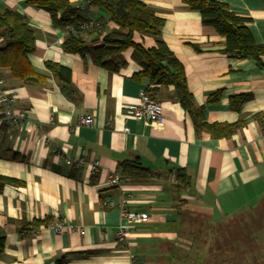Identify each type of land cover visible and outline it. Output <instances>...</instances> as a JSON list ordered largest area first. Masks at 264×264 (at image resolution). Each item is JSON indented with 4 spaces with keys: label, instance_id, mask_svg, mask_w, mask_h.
<instances>
[{
    "label": "crops",
    "instance_id": "0c3cea01",
    "mask_svg": "<svg viewBox=\"0 0 264 264\" xmlns=\"http://www.w3.org/2000/svg\"><path fill=\"white\" fill-rule=\"evenodd\" d=\"M27 1L0 0V11H17L34 29L27 58L45 75L28 85L0 67V91L14 93V108L27 112L22 123L13 124L0 107V175L22 182L0 191V264H203L216 258L230 264V256L188 252L178 234L177 213L187 209L216 225L264 203V53L261 65L226 53L224 39L180 0H140L164 18L162 39L182 63L187 88L205 120L240 122L226 137L196 132L171 90L160 87L163 116L144 125L132 117L131 106L139 103L147 80L134 76L139 68L131 48L117 70L95 64L89 54L66 52L62 43L71 28ZM67 1L80 6L81 17L96 15L107 30L117 29L103 11L81 7L84 0ZM219 1L246 19L254 41L264 47V0ZM133 41L144 48L154 45L152 37L137 33ZM47 61L70 70L65 92ZM240 94L247 98L236 109L230 99ZM90 112L94 123L77 125L78 117ZM78 159L86 165L76 166ZM134 159L154 175H124L120 187H108L106 175ZM92 160L100 163L95 174L87 167ZM176 169L184 172L186 183L175 178ZM124 195L129 210L148 214L128 245L114 242L118 209L101 205L102 199L118 203ZM55 220L73 229L55 233L47 226ZM78 227L84 234L74 230Z\"/></svg>",
    "mask_w": 264,
    "mask_h": 264
},
{
    "label": "trees",
    "instance_id": "16d2710c",
    "mask_svg": "<svg viewBox=\"0 0 264 264\" xmlns=\"http://www.w3.org/2000/svg\"><path fill=\"white\" fill-rule=\"evenodd\" d=\"M88 6L103 11L108 20L117 29L106 28V33L99 38L96 30L85 34L78 29L77 20L81 17L80 8L72 6L67 0H28L36 8L46 11L54 22L71 29L63 40L62 48L66 52L89 54L92 61L110 70H117L125 65L124 51L131 48V60L139 70L134 76L147 80L145 90L154 99L160 101L157 89L162 87L172 92L173 99L188 114L196 132L204 131L214 137L231 135L240 122L231 124L208 123L203 115V107L198 105L189 92L182 63L170 51L161 36L164 18L140 0H87ZM188 8L200 14L204 25L212 27L224 39V51L240 58H249L261 65L264 47L256 43L246 26V19L233 13L219 0H180ZM149 36L154 45L144 48L133 41V35ZM35 31L27 19L15 10L0 11V67L9 68L12 77L25 84L39 83L45 75L36 71L30 64L27 54L34 49ZM46 68L59 82L61 89L70 83V70L54 62H45ZM217 96L211 99H216ZM247 98L240 94L230 99L231 106L238 109ZM119 172L124 176H152L154 173L140 164L137 159L122 161ZM175 178L186 183L187 177L181 169H176ZM5 184H22L21 181L0 175V191ZM103 200V199H102ZM101 200V201H102ZM177 216L182 223L183 212ZM189 212V211H188ZM223 224V223H222ZM179 234V228H178ZM180 236V234H179ZM4 249V238L0 236V253Z\"/></svg>",
    "mask_w": 264,
    "mask_h": 264
},
{
    "label": "built area",
    "instance_id": "2783aa9c",
    "mask_svg": "<svg viewBox=\"0 0 264 264\" xmlns=\"http://www.w3.org/2000/svg\"><path fill=\"white\" fill-rule=\"evenodd\" d=\"M88 6V1L84 0L81 7ZM80 7V6H79ZM78 29L86 33L90 30H96L99 38L106 33V26L99 16L96 15H86L82 16L77 20ZM66 27L71 28L70 25ZM3 79L0 77V86L3 84ZM139 103L137 105L131 106L132 117L139 119L143 122L144 125H150L159 121L163 116V104L152 98L145 88L140 89L139 93ZM16 96L14 93H6L0 91V107L1 113L5 120L13 124L22 123L26 117L27 112L24 110H16L14 108ZM94 123L93 113H84L80 115L77 119V125L82 126H91ZM127 128H124V131H127ZM47 142H49L47 140ZM66 164H72L71 159L65 160ZM76 166L80 167L86 165L85 161L78 159L75 162ZM100 166L99 160H92L87 163V167L92 174H95L98 171ZM124 176L119 171H111L106 175V183L108 187H120L123 183ZM127 197L124 195L120 202L116 203L111 198H105L101 201V205L104 208H113L116 207L119 212V222L114 231V242L117 244H129V240L132 237L133 229L139 223L146 222L148 220V214L145 212L129 210L126 206ZM55 233H60L66 227L72 228L71 225H66L62 221H51L47 224ZM79 234H84L85 230L81 227L74 228Z\"/></svg>",
    "mask_w": 264,
    "mask_h": 264
},
{
    "label": "rangeland",
    "instance_id": "374dc122",
    "mask_svg": "<svg viewBox=\"0 0 264 264\" xmlns=\"http://www.w3.org/2000/svg\"><path fill=\"white\" fill-rule=\"evenodd\" d=\"M183 213L179 234L188 252L191 248L203 255L230 256V264H264V203L216 225L190 210ZM205 263L222 264L217 258Z\"/></svg>",
    "mask_w": 264,
    "mask_h": 264
}]
</instances>
